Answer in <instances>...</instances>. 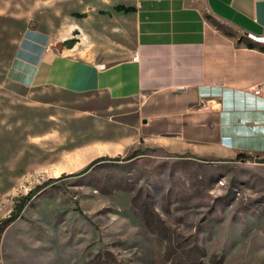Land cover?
<instances>
[{
  "label": "rangeland",
  "instance_id": "1",
  "mask_svg": "<svg viewBox=\"0 0 264 264\" xmlns=\"http://www.w3.org/2000/svg\"><path fill=\"white\" fill-rule=\"evenodd\" d=\"M91 1L0 0V264H264V158L171 155L137 100L6 81L25 27Z\"/></svg>",
  "mask_w": 264,
  "mask_h": 264
},
{
  "label": "crops",
  "instance_id": "2",
  "mask_svg": "<svg viewBox=\"0 0 264 264\" xmlns=\"http://www.w3.org/2000/svg\"><path fill=\"white\" fill-rule=\"evenodd\" d=\"M74 5L78 16L55 30L24 28L6 81L137 100L146 146L171 155L264 158V52L244 44L264 46V0Z\"/></svg>",
  "mask_w": 264,
  "mask_h": 264
},
{
  "label": "trees",
  "instance_id": "3",
  "mask_svg": "<svg viewBox=\"0 0 264 264\" xmlns=\"http://www.w3.org/2000/svg\"><path fill=\"white\" fill-rule=\"evenodd\" d=\"M117 10H123V11H125V12H128V11H132V9L131 8H124V7H117L116 8ZM218 29H221V28H219V26H218ZM241 42V40H239V43ZM67 46H70L71 44H72V41H69V42H66L65 43ZM244 44H245V46L247 47V48H250V49H253V48H255V49H259V50H261V51H263L264 52V46H261V45H259V44H257V43H255V42H252V41H250V40H244ZM134 158V157H133ZM249 158V156L248 155H245V154H241V153H239V154H237L236 155V159H239L240 161H245L246 159H248ZM130 159H132V158H129L128 160H130ZM102 160H104V158H98V159H96V160H94L93 162H91V164L90 165H92V164H94V163H96V162H98V161H102ZM89 165V166H90ZM31 195V194H30ZM30 198V197H29ZM25 199H28V197H26ZM20 206H18V204L14 207V210L11 212V216L8 218V219H6L5 220V223H11V222H13L16 218H17V214H18V212L20 211Z\"/></svg>",
  "mask_w": 264,
  "mask_h": 264
},
{
  "label": "built area",
  "instance_id": "4",
  "mask_svg": "<svg viewBox=\"0 0 264 264\" xmlns=\"http://www.w3.org/2000/svg\"><path fill=\"white\" fill-rule=\"evenodd\" d=\"M100 67H103V65H100ZM256 93H258V92L256 91Z\"/></svg>",
  "mask_w": 264,
  "mask_h": 264
}]
</instances>
